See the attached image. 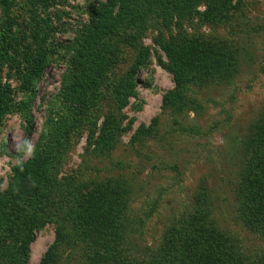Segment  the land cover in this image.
I'll return each mask as SVG.
<instances>
[{"label": "rangeland", "instance_id": "374dc122", "mask_svg": "<svg viewBox=\"0 0 264 264\" xmlns=\"http://www.w3.org/2000/svg\"><path fill=\"white\" fill-rule=\"evenodd\" d=\"M237 1L217 27L202 25L198 17L185 22L191 38L201 31L240 47L239 71L231 82L178 87L165 48L179 39L170 32H161L163 37L159 30L165 24H153L138 48L121 44L116 63L101 80L98 105L79 113L62 95L72 53L66 47L108 0H0V195L17 165L46 154L48 134L67 113L69 133L58 150V177L79 187H122L127 246L140 247L130 254L120 249L125 258L140 259L144 247L162 243L173 217L189 213L199 195L209 197L216 228L240 253L251 261L262 258L264 235L247 226L241 187L249 156L245 145L264 118V0ZM32 3L39 6L38 18L29 10ZM36 22L52 29L45 51L38 50L32 33ZM38 64L41 74L35 77L32 69ZM180 94L181 113L166 102ZM67 230L60 221L46 222L35 231L29 257L17 264L47 259L49 264H90L96 239L70 243Z\"/></svg>", "mask_w": 264, "mask_h": 264}, {"label": "trees", "instance_id": "16d2710c", "mask_svg": "<svg viewBox=\"0 0 264 264\" xmlns=\"http://www.w3.org/2000/svg\"><path fill=\"white\" fill-rule=\"evenodd\" d=\"M234 1L237 0H141L138 4L136 0H108L96 9L92 21L79 32L75 42L66 47L72 53L64 77V103L79 113L89 106L96 107L101 80L116 63L121 44L138 48L153 24H165L159 30L163 37L161 32H170L179 39L174 46L168 43L165 48L170 58L168 69L176 73L178 87L201 86L214 80L231 82L239 71L240 47L201 31L199 37L191 38L185 22L198 17L202 25L217 27L235 9ZM202 4L206 7L204 11L198 9ZM38 7L32 3L29 9L35 18L39 17ZM51 31L35 23L32 33L39 43L38 50L47 49L45 44ZM145 60L141 56L138 63ZM40 66L32 69L35 77L41 74ZM1 95L6 97V92ZM175 96L166 97V102L181 113L185 107L180 108L182 104L178 102L184 95ZM67 117V113L60 116L55 132L48 134L46 154H35L17 165L9 188L0 195V264H17L19 258L27 259L35 231L48 221L62 222L68 229L66 238L70 243L86 236L96 239V247L89 254L90 264H264V256L251 261L240 253L229 236L216 228L206 195L194 199L188 214L173 217L162 243L144 247L140 259L125 258L120 249L129 253L138 252L140 247L127 246L129 229L121 223L126 208L122 187L116 184L79 187L69 178L58 177V150L66 145L69 133ZM245 146L249 156L241 187V210L247 226L264 235V118L258 121L252 139ZM49 263L47 259L42 264Z\"/></svg>", "mask_w": 264, "mask_h": 264}]
</instances>
